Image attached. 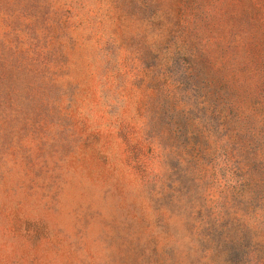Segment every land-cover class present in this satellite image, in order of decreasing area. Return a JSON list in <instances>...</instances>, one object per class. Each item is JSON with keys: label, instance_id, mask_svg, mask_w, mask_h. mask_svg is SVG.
Here are the masks:
<instances>
[{"label": "rangeland", "instance_id": "obj_1", "mask_svg": "<svg viewBox=\"0 0 264 264\" xmlns=\"http://www.w3.org/2000/svg\"><path fill=\"white\" fill-rule=\"evenodd\" d=\"M0 264H264V0H0Z\"/></svg>", "mask_w": 264, "mask_h": 264}]
</instances>
